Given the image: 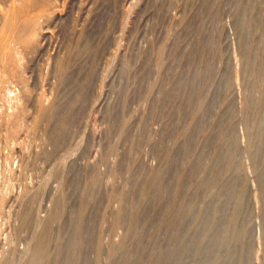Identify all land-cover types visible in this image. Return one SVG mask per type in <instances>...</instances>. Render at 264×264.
Returning a JSON list of instances; mask_svg holds the SVG:
<instances>
[{"label":"rangeland","instance_id":"obj_1","mask_svg":"<svg viewBox=\"0 0 264 264\" xmlns=\"http://www.w3.org/2000/svg\"><path fill=\"white\" fill-rule=\"evenodd\" d=\"M0 264H264V0H0Z\"/></svg>","mask_w":264,"mask_h":264}]
</instances>
